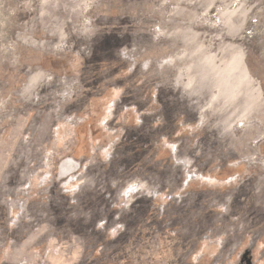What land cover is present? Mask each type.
I'll return each mask as SVG.
<instances>
[{
  "label": "rangeland",
  "instance_id": "374dc122",
  "mask_svg": "<svg viewBox=\"0 0 264 264\" xmlns=\"http://www.w3.org/2000/svg\"><path fill=\"white\" fill-rule=\"evenodd\" d=\"M0 264H264V0H0Z\"/></svg>",
  "mask_w": 264,
  "mask_h": 264
}]
</instances>
